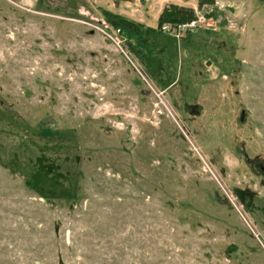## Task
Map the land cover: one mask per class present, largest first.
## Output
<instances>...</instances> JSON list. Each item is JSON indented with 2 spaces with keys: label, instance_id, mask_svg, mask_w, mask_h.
Instances as JSON below:
<instances>
[{
  "label": "rangeland",
  "instance_id": "374dc122",
  "mask_svg": "<svg viewBox=\"0 0 264 264\" xmlns=\"http://www.w3.org/2000/svg\"><path fill=\"white\" fill-rule=\"evenodd\" d=\"M198 1L0 0V264H264V0Z\"/></svg>",
  "mask_w": 264,
  "mask_h": 264
},
{
  "label": "trees",
  "instance_id": "16d2710c",
  "mask_svg": "<svg viewBox=\"0 0 264 264\" xmlns=\"http://www.w3.org/2000/svg\"><path fill=\"white\" fill-rule=\"evenodd\" d=\"M203 4L212 5V0H199L198 6ZM196 19L195 10L189 6H183L176 3H169L167 6L163 7L159 16L157 18V25L162 26L163 24H169L171 26H176L181 23H188ZM124 33L139 37V34L130 33L128 30H124Z\"/></svg>",
  "mask_w": 264,
  "mask_h": 264
},
{
  "label": "built area",
  "instance_id": "2783aa9c",
  "mask_svg": "<svg viewBox=\"0 0 264 264\" xmlns=\"http://www.w3.org/2000/svg\"><path fill=\"white\" fill-rule=\"evenodd\" d=\"M182 25L188 26V25H191V23L190 22H188V23H182Z\"/></svg>",
  "mask_w": 264,
  "mask_h": 264
}]
</instances>
